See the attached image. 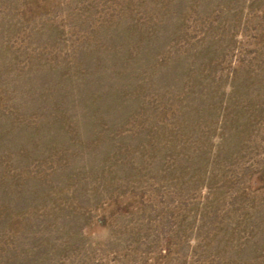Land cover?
Masks as SVG:
<instances>
[{"label":"rangeland","instance_id":"rangeland-1","mask_svg":"<svg viewBox=\"0 0 264 264\" xmlns=\"http://www.w3.org/2000/svg\"><path fill=\"white\" fill-rule=\"evenodd\" d=\"M0 264H264V0H0Z\"/></svg>","mask_w":264,"mask_h":264}]
</instances>
